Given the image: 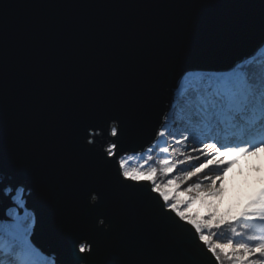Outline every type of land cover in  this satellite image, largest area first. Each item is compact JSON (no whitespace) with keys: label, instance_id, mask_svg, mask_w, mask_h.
Masks as SVG:
<instances>
[{"label":"water","instance_id":"95a60500","mask_svg":"<svg viewBox=\"0 0 264 264\" xmlns=\"http://www.w3.org/2000/svg\"><path fill=\"white\" fill-rule=\"evenodd\" d=\"M262 7L264 0H0V223L22 188L36 217L33 245L65 264L71 256L51 226L50 187L70 230L94 224L99 212L82 217L94 188L106 194L113 224L98 238L97 264L166 259L155 230L187 243L189 226L177 228L148 187L117 184L103 141L88 151L83 128L115 121L120 148L139 156L157 143L184 75L231 71L260 55ZM13 184L5 195L2 186Z\"/></svg>","mask_w":264,"mask_h":264},{"label":"snow or ice","instance_id":"6c2138e0","mask_svg":"<svg viewBox=\"0 0 264 264\" xmlns=\"http://www.w3.org/2000/svg\"><path fill=\"white\" fill-rule=\"evenodd\" d=\"M261 23L264 25V7L261 10ZM242 67L238 65L231 71L213 75L188 73L181 81V87L192 79H198L202 84H207V87L197 89L194 93L182 94L185 107L181 108L180 118L182 121H187L189 125L180 133L182 139H195L200 135L205 136L206 140L208 138L212 140V142L202 141L203 148H193V151L200 152L204 157L198 166L191 162L200 161V156L192 155H186L182 160L165 158L160 161V167L150 166L149 162L153 160L152 153L156 147H159L162 153L169 152V147L159 144H153L143 150L138 157L142 163L133 166L131 162L137 157L126 154L128 150L120 148L118 142L123 129L117 122L113 121L109 126L108 122L104 121L102 124H87L83 128L82 139L86 141L84 147L88 151H92L98 143L103 141L101 144L103 152L100 155L117 165V184L123 185L125 181H130L134 185L148 187L150 194H156L153 199L159 203L161 212L175 214L173 219L176 220L177 228L184 229L185 224L189 226L186 231L190 233L191 239L187 243H182L165 232L155 230L158 245L166 259L132 261L129 264H264V188L251 196L235 215L221 219H216L215 212L201 219L189 215L188 209L196 197L191 196L186 201H180L175 196H170L169 191L166 190L172 185L179 187L181 182L192 181L195 178L187 188L189 193H203L207 197L218 196L220 188L217 182L224 180V173L236 162L235 159L225 161L221 158H238L264 149V64L257 68L249 66L246 70H241ZM177 107L178 103L174 102L171 104L170 112L165 113L163 123L156 132L158 141L166 136L175 138L169 124L173 120L171 112H174ZM221 133L238 136L240 142L233 146L221 145L217 139ZM108 136L116 139H107ZM163 142L166 143V141ZM181 142L176 140L177 144ZM172 151L175 154L176 149ZM180 164H189L191 170H185L183 176H177L175 180L168 179L166 182L159 180L160 174L168 177ZM206 169L208 172H216V175H208ZM201 176L208 181L207 184L201 181ZM14 188V184L12 187L2 186L5 195H11ZM22 192V188L18 189L13 199L19 201ZM50 193L55 208L51 226L54 220L55 231L61 241L59 248H66V253L61 251L71 256V259H66L65 264H97L92 257L100 251L98 238L113 232V224L106 223L104 214L106 194L102 195L100 191L89 188L86 191L89 208L82 217L97 212L99 214L95 215L94 224H89L87 228L70 230L65 223L62 199L55 185L50 187ZM89 197L91 203H89ZM18 206L23 207L22 204ZM27 216H31V224H28L26 219L25 226L3 244L2 250L8 257L7 264H56L54 259H45L33 245L30 237L36 217L30 213H26ZM101 216L105 218L101 219ZM97 219L100 226L96 224ZM224 230L230 232L227 239L221 238ZM93 245H97L95 253Z\"/></svg>","mask_w":264,"mask_h":264},{"label":"rangeland","instance_id":"374dc122","mask_svg":"<svg viewBox=\"0 0 264 264\" xmlns=\"http://www.w3.org/2000/svg\"><path fill=\"white\" fill-rule=\"evenodd\" d=\"M169 125L172 127L173 132H176L179 135V140L186 142L184 150H182L183 155L200 156V161L193 160L191 162V164L198 166L199 162L204 160V157L200 152L193 151V148H203L202 141L212 142L211 138L206 140L205 136L198 135L195 139L189 138L188 140H183L180 133L183 131V128L189 126L188 122L180 121L177 123L175 119H173ZM223 134L224 133H221V135L217 137L221 145L228 144L233 146L240 142V138L234 135L232 137L222 139L221 136ZM184 135H187V133H184ZM244 139H247V137H244ZM159 141H157L156 144H158ZM169 146H171V142L169 139H167L166 147ZM165 158L169 159L167 156ZM221 159L225 161L235 159L236 162L232 164V166L224 173V180L222 182H217L220 188V194L218 196L207 197L203 193H189L187 188L193 183L195 178H193L192 181L181 182L179 187L172 185L166 189L169 191L170 196H175L180 201H186L190 199L191 196L196 197L188 209L189 215H192L194 212L202 215L207 212H215L216 217L220 215L221 212L219 210L205 209L207 204L211 207L215 206L217 207L215 209H220L221 211H223V209L229 208L232 213L236 214L240 209L243 208L251 196H253L255 193H258L261 188H264V149H260L256 153H249L246 156H240L238 158L223 157ZM182 166L183 168L179 169V173L172 175V178L169 179L175 180L177 176H183L185 170H191V166L189 164H183ZM205 171L210 176L216 175V172L214 171L208 172L207 169ZM201 181L204 184L208 183L207 180H204L203 176H201ZM20 196L21 199L19 201L13 199L17 208L8 212V219L0 223L1 243H5L10 236L14 235L19 229L23 228L25 226L26 219L27 223L31 224V216L26 217V213H30L31 215L33 214L26 206L27 195L24 194V190ZM20 204H22L23 207L18 206ZM33 228L34 225H32V230ZM5 260L6 262L4 261L3 264H7L8 257H6Z\"/></svg>","mask_w":264,"mask_h":264},{"label":"trees","instance_id":"16d2710c","mask_svg":"<svg viewBox=\"0 0 264 264\" xmlns=\"http://www.w3.org/2000/svg\"><path fill=\"white\" fill-rule=\"evenodd\" d=\"M261 64H264V50L260 53V55L257 58H255V59H253V60H251V61H249V62H247L245 64H242L241 66H243V67H242L241 70H246L249 66L252 67V68H257ZM205 87H207V84H202L198 79H192L191 81L186 82L184 84V86L180 88V90L178 92V96H177L176 101H175V102L178 103V107L176 108V110L174 112H172L173 119H175V121L177 123L182 121L181 118H180L181 117V108L185 107V104L182 101V94L184 92H193L194 93L195 90L203 89ZM169 128L173 132V129H172V127L170 125H169ZM174 134H175V138H173L172 136H166L165 138H162V140L159 141L158 144L160 146H165L166 147V143H164L163 141H166L167 139H169L170 142H171V146H169V147H171V148H169V152L168 153H162V152H160L159 147H156L155 150L152 153L153 160L149 162L150 166L160 167L161 166L160 165V161L165 159L166 156L170 160H177V159L182 160V159L185 158V156L181 155V153H182V150H184L186 142H181L180 144H177L176 140H179V138H178L179 135L176 132ZM226 136L227 137H232L233 135L231 133H228V134H223L221 137L223 139ZM173 149H176L175 154H173V151H172ZM136 157L137 158L134 159L131 162L133 166H136L137 164L142 163V161L139 160V158H138L139 156H136ZM182 165L183 164L178 165L177 168L174 169L173 172L170 173L168 177H165L162 174H160L159 175V180L161 182H166L169 178H172V175H176L177 173H179V169L183 168ZM215 208H217V207H215V206L211 207V206H209L207 204L205 209L219 210L221 213H220L219 216L216 217V219L230 218L231 216L235 215V213H232L229 208L223 209V211H221L220 209H215ZM209 213H211V212H207V213L202 215V214H198V213L194 212L192 214V216H195L196 218L201 219V218L205 217ZM229 236H230V232H228V230H224V235L221 238L222 239H227ZM3 244L4 243L0 242V262L4 263V261L6 262L5 258L7 256H6L5 252L2 250L3 249Z\"/></svg>","mask_w":264,"mask_h":264},{"label":"bare ground","instance_id":"6f19581e","mask_svg":"<svg viewBox=\"0 0 264 264\" xmlns=\"http://www.w3.org/2000/svg\"><path fill=\"white\" fill-rule=\"evenodd\" d=\"M172 113V112H171Z\"/></svg>","mask_w":264,"mask_h":264}]
</instances>
